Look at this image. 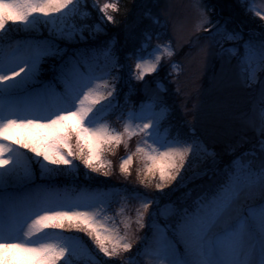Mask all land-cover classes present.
<instances>
[{
  "label": "snow or ice",
  "instance_id": "1",
  "mask_svg": "<svg viewBox=\"0 0 264 264\" xmlns=\"http://www.w3.org/2000/svg\"><path fill=\"white\" fill-rule=\"evenodd\" d=\"M92 7L102 14L94 24L88 23L86 0H0V264H141L142 259L148 264H264V33L250 32L245 39L242 31L227 30L200 13L196 31L207 33L205 51L219 44L221 53L230 54L229 63L235 58V82L260 86L258 105L239 118L242 128L255 134L254 143L243 149L246 138L239 142L229 150L232 159L209 175L194 165L207 157L216 165V153L195 135L173 134L164 125L169 111L160 94L164 86L156 81L155 89L148 87L146 77L165 62L173 72L179 70L170 41L152 45V33H142L131 54L136 60L131 76L144 83L145 99L117 116L122 130L107 122L129 103L133 89L121 105L117 84L125 66L114 52V39L100 47L89 42L104 33L103 22L115 23L110 12H119L118 4ZM246 10L264 21L254 4ZM11 26L37 36L8 40ZM48 59L52 75L44 79L42 65ZM133 137L140 139L121 159L119 172L130 176L139 156L144 162L139 183L154 192L125 189L122 195L81 188L74 196L75 189L52 183L78 171L75 161L109 176L111 162L104 152L121 145L127 149ZM205 175L210 182L197 185L195 197L189 189L179 203H160L168 195L165 189L187 187ZM116 196L139 200L134 220L123 215V207L116 213L119 224L107 215Z\"/></svg>",
  "mask_w": 264,
  "mask_h": 264
},
{
  "label": "rangeland",
  "instance_id": "2",
  "mask_svg": "<svg viewBox=\"0 0 264 264\" xmlns=\"http://www.w3.org/2000/svg\"><path fill=\"white\" fill-rule=\"evenodd\" d=\"M105 2H116L118 7H120L119 4L124 3L123 0H86L87 10L91 14L88 23L94 24L99 22L102 16L98 11V7H92L93 3L99 5ZM131 2L136 7L135 11L131 20L125 23L124 28H122V31L124 30L126 34H130L129 40H124L121 42L122 44L118 45V48L122 51V55L120 57L117 55V57L119 60H123L122 64L125 66L120 72L121 80L117 84L118 92L119 85L123 83L126 75L127 81L131 82L132 89L144 95V83L137 81L131 76V73L135 72L136 63V60L131 58V54L139 47L136 38H134V33L142 27L137 28L142 20L146 21V26L149 23L153 24L154 20L158 19L159 26L161 27L158 29L157 35L160 39H157L156 36V39L152 40L151 44L155 45L170 41L176 50V55L172 59L179 65V70L178 72H173L169 64L165 62L158 73L149 76V78L146 77V80L148 81V87L151 89H155L156 81H159L164 86L165 91L160 94L169 110L167 119L174 120L175 118L171 115H177L179 119L183 118L190 127V132H194L196 134L195 137L203 141L209 150L216 153V165L213 164L212 157H207L202 161L195 162V170L202 171L207 169L206 167L208 166L214 168L224 158L232 157L229 155V150L242 140H245V138L246 142L243 144V149L250 148L255 141V134L251 130L242 128L239 118L241 114L250 112L254 105H258L260 86L257 84L253 85L252 88H246L236 83L231 74V68L236 63L235 58H232L231 63H229L230 54L227 52L221 53L219 44H213L205 51V45L207 44L205 37L207 33L196 31V25L202 18L201 12L210 18L213 23L219 25V21L214 20L210 16L201 0H131ZM248 3L254 4L256 8L264 12V0H247V5L245 6L248 7ZM110 14L113 15L116 23L115 14L111 12ZM251 15L255 17L253 13ZM256 18L259 19L258 17ZM260 22L264 27V21L260 20ZM103 23L105 31L104 33L97 34L95 39L109 34L107 32L108 26L115 25V23L109 24L106 21ZM219 26L222 25L220 24ZM227 30L240 31L235 27ZM113 33L111 32L106 37L118 41ZM132 33L133 35H131ZM249 33L244 34L247 36ZM254 34L258 35L257 33ZM43 35H47L46 30ZM32 36H37V34L26 32L20 26H11L6 33L8 40H24ZM230 46H232L230 43L224 44L225 48ZM240 51L242 52L243 49L240 48ZM122 56L123 58L121 59ZM260 78L264 79V74H261ZM124 109L123 111H127L128 107ZM113 115L117 119V116ZM114 121H110L107 118V122L111 127L122 130L123 121L121 120L120 126L114 124ZM139 139L140 137H133L129 141L127 149L121 145L104 152V160L111 162V174L109 176L105 177L98 173H92L88 169H85L80 161H75L79 167L78 171L61 174L55 177L52 183L60 188H67L70 191L75 189V192H73L74 196L81 188L88 189L79 186V184L85 185L86 183L98 185L99 190H113L120 192L122 195L125 189H127L128 193H131L133 190L141 193L154 192V187H144L139 183V179L143 178L144 169V162L139 156L134 157L130 168V176L125 178L119 172L121 159L135 151ZM240 150L238 149V151ZM138 172L141 173L140 177L137 175ZM191 174L190 170L187 175ZM205 176L188 183L187 187H182L175 191L169 192V189H165L168 195L160 197V203L181 198L189 189L193 190V196L197 193V190H195L196 186L202 184ZM89 177L92 179H89ZM122 207L123 215L131 217L134 220L136 209L139 207V200L128 198L126 201H122L120 196L114 197V202L110 205L107 215L114 217L117 224H119L121 217L117 216L116 213ZM109 223H111V220ZM134 229L135 225L133 224ZM121 234H123L122 227ZM75 235L82 236L87 240V237L83 236V233H75ZM88 243L91 244L90 241ZM134 254L135 252H133ZM145 263L148 264L147 260L142 259L141 264ZM113 264H118V261H114Z\"/></svg>",
  "mask_w": 264,
  "mask_h": 264
},
{
  "label": "trees",
  "instance_id": "3",
  "mask_svg": "<svg viewBox=\"0 0 264 264\" xmlns=\"http://www.w3.org/2000/svg\"><path fill=\"white\" fill-rule=\"evenodd\" d=\"M124 3L119 4V12L114 13L115 14V19H116V23L114 26H108L107 32L109 34H106L104 37L99 38V39H95V40H91L90 39V44L96 47H100L104 44L105 41L109 40L106 36H109L111 34V32H114V36L118 39V41L115 40V45H114V52L116 55H118L119 57L122 55V51L118 48V45L122 44L121 42H123L124 40L127 41L129 40V36L130 34H126V32L123 30L122 28H124V24L129 22L133 16L134 13V9L136 8L134 6V4L131 2V0H123ZM203 5L205 6L207 12L210 13V16L214 19L219 21V25L221 24L224 28L226 29H230L231 27H235L237 28V30L239 29L240 31H242L243 33H257L258 35L261 33H264V27L263 25H261V22L259 19H257L256 17L252 16L250 12H248L247 9V5L245 3V0H201ZM145 17V16H143ZM145 22L144 20H142L137 28H139V30L137 32L134 33V38H136V42L137 45L140 44V40L142 38V33L147 30L150 31L152 33V40L156 39V36L158 34V29L161 27L159 26V23L153 22L146 24L145 26ZM145 26V27H144ZM136 28V29H137ZM133 35V33L131 34ZM245 38L248 37V35L246 36L244 34ZM162 38V37H161ZM123 58V56L121 57V59ZM133 60V59H132ZM120 63H123V60H119ZM52 63L51 59L48 60L47 63H44L42 65V69H44V75L42 78L44 79H48L51 77L52 73L50 71H48L49 65ZM149 78V77H148ZM119 95H118V101L121 105H124V101H125V94L129 92V89L131 87V82L127 81L126 79V75H125V80L123 81V83L121 85H119ZM145 99V96L143 94H140L138 92H135L133 90L132 95H130L128 97V101L129 103L127 105H125L123 108H119L117 109L113 114H115L116 116H118L120 114L121 111L125 110L124 108L127 107H132V106H138L139 103ZM169 104V103H168ZM121 109V110H120ZM117 112V113H116ZM112 114V116L110 115L108 118V120L110 121H114V124H116L117 126H120L121 124V120H118L115 118V116ZM173 116L175 119V121L173 119L168 118L165 122L164 125L166 127H169L171 132L173 134L179 132L182 136H188L191 137L192 135H195L194 132H190V127L187 125L186 121H184L183 118H177V115H171ZM243 149H241L240 151H242ZM232 159V157H227L224 158L223 161H220L221 163H219L217 166H223V164L228 163L230 160ZM221 164V165H220ZM215 166V167H217ZM214 167V168H215ZM209 171V175L213 174V169L214 168H210L209 166L206 167ZM209 175H206L204 177V180L202 182V184H207L209 183ZM80 187H86L88 189H98V185H93L90 183H86L85 185H80ZM79 186L77 185V188L79 189ZM105 187H109V186H105ZM196 190V189H195ZM197 194V193H196ZM194 194L193 196L195 197ZM170 201V200H169ZM169 201L163 202L167 203ZM179 203L180 198H176V200H174V202ZM146 264V263H145Z\"/></svg>",
  "mask_w": 264,
  "mask_h": 264
}]
</instances>
